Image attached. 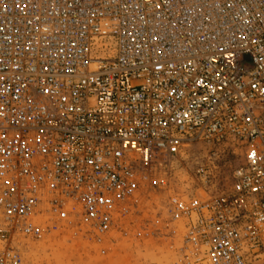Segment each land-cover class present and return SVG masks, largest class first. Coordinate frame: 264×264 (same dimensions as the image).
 <instances>
[{
  "label": "built area",
  "instance_id": "built-area-1",
  "mask_svg": "<svg viewBox=\"0 0 264 264\" xmlns=\"http://www.w3.org/2000/svg\"><path fill=\"white\" fill-rule=\"evenodd\" d=\"M228 140L229 189L170 195L136 234L177 236L170 264L264 257V0H0V264L101 239L187 148Z\"/></svg>",
  "mask_w": 264,
  "mask_h": 264
},
{
  "label": "rangeland",
  "instance_id": "rangeland-1",
  "mask_svg": "<svg viewBox=\"0 0 264 264\" xmlns=\"http://www.w3.org/2000/svg\"><path fill=\"white\" fill-rule=\"evenodd\" d=\"M241 156V149L231 140L194 144L172 166L170 191L144 190L138 208L119 221L117 230L97 240L88 234V228H68L26 241L21 247L22 264H170L179 246L177 236L168 237L163 227L158 237H137V232L145 224L153 228L150 222L170 195L198 197L226 192ZM253 264H264V257Z\"/></svg>",
  "mask_w": 264,
  "mask_h": 264
},
{
  "label": "bare ground",
  "instance_id": "bare-ground-1",
  "mask_svg": "<svg viewBox=\"0 0 264 264\" xmlns=\"http://www.w3.org/2000/svg\"><path fill=\"white\" fill-rule=\"evenodd\" d=\"M191 147V146H190Z\"/></svg>",
  "mask_w": 264,
  "mask_h": 264
}]
</instances>
